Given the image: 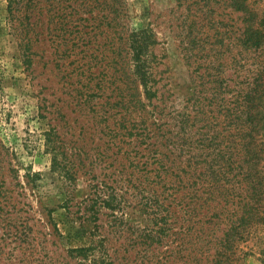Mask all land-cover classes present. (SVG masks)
Listing matches in <instances>:
<instances>
[{
  "label": "rangeland",
  "instance_id": "374dc122",
  "mask_svg": "<svg viewBox=\"0 0 264 264\" xmlns=\"http://www.w3.org/2000/svg\"><path fill=\"white\" fill-rule=\"evenodd\" d=\"M248 2L263 34L264 0ZM80 3L23 0L12 11L0 0V264H264V196L252 236L223 254L227 217L207 210L206 192L194 189L187 210L177 200L160 206L153 191L171 195L182 169L185 180L189 170L207 181L205 132L220 133L225 115L242 120L249 113L258 120L257 175L264 182V43L241 50L245 14L230 0H124V29H146L153 41L158 97L144 98L145 118L157 115L164 124L136 141L142 153L173 152L168 165L176 164L160 183L153 156L146 170L127 164L125 142L120 149L113 130L120 106L106 103L111 95L95 98L106 105L102 117L82 104V71L111 68L113 45L112 28L86 19L90 7ZM209 121L214 126L204 125ZM243 128L239 122L241 137ZM98 181L102 191L95 192ZM100 194L114 198L111 206L90 209Z\"/></svg>",
  "mask_w": 264,
  "mask_h": 264
},
{
  "label": "trees",
  "instance_id": "16d2710c",
  "mask_svg": "<svg viewBox=\"0 0 264 264\" xmlns=\"http://www.w3.org/2000/svg\"><path fill=\"white\" fill-rule=\"evenodd\" d=\"M8 1L10 9L13 11V9L17 10L19 8L23 0ZM79 1H81L80 4L83 7H90L84 11L88 14L86 19L93 18L96 21L98 20L99 24L102 22L107 23L112 28V31H110V41L113 45L112 55H110L111 68L109 67L107 71H96L91 69L89 65L82 71L85 77V79L82 78L80 80L82 104L92 116L102 117L107 112L105 110L106 105H103L99 100H95V98L99 96L103 97L102 94L108 92L111 95V99L114 100L112 101L107 98L106 103L112 102L113 105L120 106L116 115L117 118L114 121L113 130L116 131L115 135L119 137L118 144L120 149L123 148L120 143L122 141L125 142L122 154H126L124 157L127 160V164L133 166V171L146 170V167L151 163V156H153L158 162V169H154L157 171L156 176L160 175V183H165L172 165L176 164V160H172V165H168V159H170V155L173 152L168 150L169 152L167 153L159 149V151L154 150L153 155H150L146 151L142 153V150L145 149L139 141H136L144 133L146 137L149 134L152 135L151 130L153 128L164 124L160 123V117L157 115H153L150 123H147V119L145 118V114L148 112V105L144 98L151 100L158 97V88L154 82L157 70L152 63L150 48L153 41L150 39L149 32L146 29L134 32L124 29L125 24L123 20L126 14L124 0ZM230 2L233 9L245 14L240 33L237 37L241 50L250 51L262 46L264 43V32L261 34L256 29L254 13L249 9L248 0H230ZM124 41L127 49H124ZM252 83L250 80L249 85H253ZM249 87L250 91L254 90V85ZM114 93H117L116 97L112 96ZM247 102L250 101L248 100ZM154 107H157L155 109L156 114L161 113L157 105ZM232 108L234 109L235 107ZM250 108L251 103L247 106L248 110ZM233 109L232 113L234 114L235 111ZM240 120L234 115L231 117L225 115L223 119L224 127L220 133L219 131L216 132L215 129L210 135L205 132L206 136L203 138L207 141L204 144L206 151H203L202 154L204 155L203 161L209 162V165H207L202 174L208 176L207 181H199L201 180L200 175H194L189 170H186V172L192 177L185 180L187 174L184 172L185 169H182L177 174L179 181H174L178 188L171 195L169 193L165 196L163 195L165 190H159L158 192V189L153 187L154 195L160 201V206L166 200H171V202L177 200V204H182V207L187 210H191V203L188 200L194 198V189L197 192H206L207 196L203 204H208L207 210L211 206L214 209H221L220 211L216 210V214L218 216L224 214L227 217L226 229L223 235L219 237L220 246L224 247L222 250L223 254L227 250L232 249L236 242L246 241L252 236V228L258 216H256V209L258 208L256 203L259 199L262 200V196H264V182L261 184L262 179L260 180L257 175L261 154L258 153L254 141V123L258 120L250 113ZM239 122L244 126L243 130L245 133L242 134V137L238 132ZM209 124L214 126L212 121L204 125L207 126ZM151 125L152 128L149 127ZM215 132L216 134H214ZM47 140H51V133L47 135ZM115 144H117V141H115ZM148 146L149 143L146 147ZM120 149L114 152L118 153ZM133 149H136L134 153ZM189 167H192L191 161ZM178 169L179 166H175L174 171L177 173ZM191 179H193L192 182H190ZM104 182L107 184L106 181ZM198 184L205 185V188L201 190L199 187H196ZM100 185L99 181L92 185L95 192L98 190L102 191ZM107 186L109 185L107 184ZM170 186H172L171 182L167 187L169 188ZM100 198L98 196L92 199L90 209L93 210L99 202L103 201L105 205L111 206V200L109 199L114 200L113 197H101V194ZM210 199L214 200L213 203H210ZM194 205L195 210L196 207ZM224 262L227 263L228 258Z\"/></svg>",
  "mask_w": 264,
  "mask_h": 264
}]
</instances>
